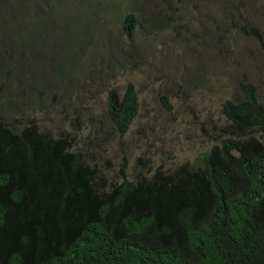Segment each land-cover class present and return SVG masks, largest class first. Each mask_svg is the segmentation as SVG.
Segmentation results:
<instances>
[{
    "label": "trees",
    "instance_id": "trees-1",
    "mask_svg": "<svg viewBox=\"0 0 264 264\" xmlns=\"http://www.w3.org/2000/svg\"><path fill=\"white\" fill-rule=\"evenodd\" d=\"M141 1L128 0L122 8L123 41L106 42L97 66L106 65L104 59L109 69L142 64L162 33L181 28L190 4L205 12L201 2L215 0H158L152 11L138 6ZM77 2V12L87 19L92 4L85 8L87 0ZM62 3L0 0L1 50L9 44L18 50L16 57L9 49L0 56V264H264V108L251 84L237 82V93L221 103L224 120L216 142L192 162L130 181L121 169L115 181L94 163L91 150L111 133L127 131L138 110L133 85L127 83L121 96L107 89L101 118L87 117L89 132L80 146L62 128L66 121L72 130L85 129L77 103L66 93L36 89L43 75L32 72L41 60L39 50L48 47L43 36L55 35L54 43L64 45L62 56L53 59L51 43L41 66L67 58L55 66L59 80L70 75L79 82L95 60L90 54L97 46L81 52L74 13L62 20ZM48 9L58 18L54 26L46 23ZM216 28L220 38L235 28L259 41L237 6L222 14ZM97 29L96 21L85 35ZM24 48L31 65L21 83L16 73ZM37 111L44 119L58 114L52 131L36 124ZM101 120L108 124L103 135Z\"/></svg>",
    "mask_w": 264,
    "mask_h": 264
},
{
    "label": "rangeland",
    "instance_id": "rangeland-1",
    "mask_svg": "<svg viewBox=\"0 0 264 264\" xmlns=\"http://www.w3.org/2000/svg\"><path fill=\"white\" fill-rule=\"evenodd\" d=\"M59 1L63 2L61 11L65 10L61 15L62 20L67 19V12L74 13V32L78 30L84 35H78L82 41L81 52L88 50V45L97 46L95 54L94 50L90 54L95 60L89 59L92 64L87 70L89 74L84 75L79 82L70 75L59 80L54 75L55 66L65 63L67 58L58 57L53 66L41 69L42 63L46 64L48 60L45 53H49L50 45L55 40V35L43 36L48 47L45 51L39 50L38 58L41 60L34 65L35 71L32 73L37 75L41 70L43 75L42 84L35 88L49 89L56 95L66 93L77 103L76 108L82 114L81 127L85 129L80 132L72 130L66 121L62 128L65 133L75 136L80 146L81 139L89 129L87 117L101 118L107 89L113 88L121 96L127 83L133 85L138 97V110L127 131L122 136L111 133L107 141L96 144L97 148L91 150L95 157L94 163L113 176L115 181H119L121 169L130 181L140 174L146 176L155 169L169 171L184 162L190 163L200 153L207 151L216 142L217 127L224 120L221 103L237 93L239 81L251 84L256 99L264 108V0H215L214 4L204 1L201 3L207 7L205 12H199L196 5L188 4L189 12L182 17L181 28L168 29L162 33L152 49L147 51L145 62L133 67L129 63H119L113 69L107 67L106 59V65L97 66L95 63L103 60L101 55L106 42L113 44L112 38L123 41L118 18L128 0H87L85 8L92 4L88 7L91 11L87 13V19L77 12V8H80L78 0ZM157 1L142 0L138 6L152 11ZM231 6L238 7L244 23L256 28L259 41L243 35L235 28L219 37L221 32L216 26L222 14ZM53 10L48 9L51 17L47 25L54 26L59 22ZM96 21L100 29L89 36L85 35L86 29L95 25ZM108 37L111 38L109 41ZM58 41L61 43L60 39ZM54 44L53 59L62 56L64 47L63 44ZM5 49H9L16 57L18 50L13 44L2 50L0 47V56ZM30 56L31 53L24 48L18 58L22 62V71H17L16 75H19L21 83L26 82L27 67L31 65ZM33 74L30 79L35 78ZM14 75L11 71L10 77ZM30 87V82L26 83L25 91ZM4 88L6 84L2 83L1 89ZM38 102L35 101V107ZM32 115L40 128L49 131H52L58 118V114L47 113L44 119L38 111ZM102 122V126L98 127L103 135L101 132L108 130V124L105 120Z\"/></svg>",
    "mask_w": 264,
    "mask_h": 264
}]
</instances>
